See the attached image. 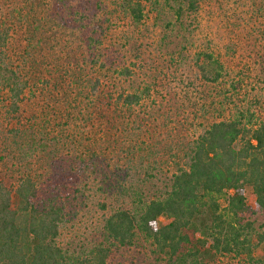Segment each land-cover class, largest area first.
<instances>
[{
  "label": "trees",
  "instance_id": "obj_1",
  "mask_svg": "<svg viewBox=\"0 0 264 264\" xmlns=\"http://www.w3.org/2000/svg\"><path fill=\"white\" fill-rule=\"evenodd\" d=\"M31 1H23L17 12L29 26L33 49L52 46L55 36L48 30L65 33L57 28H65L66 15L81 24L92 19L77 11L75 0ZM122 1L133 21L142 22V2ZM184 1L194 12L201 2ZM262 2L256 5L264 12ZM41 5L49 6L44 14ZM184 8L176 9L179 17ZM13 17L0 6V104L7 127L0 145L8 152L29 140L33 154L42 156L38 170L21 164L25 169L10 178L0 164V264H109L119 249L146 243L163 264H264V228L252 219L264 213V102L249 98L244 88L249 74L231 76L225 61L208 51H176L159 63H123L120 50L108 42L109 29L97 24L79 36L88 49L100 38L107 43L95 47L89 70L71 62L65 73L46 77L39 71L49 55L43 63L31 58L29 66L25 58L26 64L15 66L3 49ZM262 29L261 45L253 50L262 60L260 82ZM186 68L212 92L195 99L173 95L165 83ZM122 77L129 87L118 86ZM115 156L117 163L111 164ZM5 157L0 155L2 161ZM82 175L83 181L94 175L93 183L115 205L100 202L103 210L110 209L101 239L75 251L60 242L69 198L64 192Z\"/></svg>",
  "mask_w": 264,
  "mask_h": 264
},
{
  "label": "rangeland",
  "instance_id": "obj_2",
  "mask_svg": "<svg viewBox=\"0 0 264 264\" xmlns=\"http://www.w3.org/2000/svg\"><path fill=\"white\" fill-rule=\"evenodd\" d=\"M23 1L32 2L31 0H0L3 13H8L11 16L14 14L12 19L14 26L11 28L8 43L3 49L15 66L26 64L23 62L25 58L29 61V66L33 60L31 58H36L39 63H43L45 55H49L48 67L44 65L39 71H43L40 74L46 77H50V75L57 77L60 73H65L66 65L71 62H73V66L79 63L81 69L86 72L94 64L96 57L93 50L95 51V47L101 48L107 43H103L100 38L101 43L95 42V47L89 46L90 50L87 43L81 41L80 32H85L88 29L95 30L96 25L100 24L103 30L109 29L108 42L111 40L112 46H116L120 50V58L123 63L131 61L137 64L145 61H147L146 63L151 61L159 63L164 57L168 58L169 53H176V51L183 53L186 51L192 53L197 51L214 52L230 67L228 71L231 76L243 72L249 74L244 85L245 90L249 93V98L258 96L264 102V81L260 82L261 77L258 73L262 60L253 52L259 47V44L261 45L259 41L263 40L264 12L257 10L256 5V3L263 4L262 0H252L251 2L245 0L247 3L244 0H200L199 8L195 12L186 8L184 0H139L145 8V16L140 23H135L130 13L124 11L122 6L124 1L122 0H75L77 11L82 15L92 17L90 23H87L89 19H85V22L81 24L75 20V16L65 14L67 17L65 28H57L65 33L63 35L61 33L54 34L53 29L48 30V34L55 37L50 39L52 46L48 43L43 45V49L29 47L33 43L31 33L28 32L29 26L17 12L18 6H23ZM41 1L43 4L50 3V0H39L38 2ZM180 4L184 5L185 11L179 17L176 9ZM40 8L41 13L44 14L49 6L41 5ZM49 10L57 13V8L55 10L51 7ZM94 15L96 16L94 17ZM256 43L257 45H255ZM45 46L47 50H45ZM30 52L33 57L28 56ZM106 56L107 53L105 56L101 55V61L105 60L103 57ZM57 68H60V71ZM174 69L175 67H172L173 71ZM175 73L166 83L164 82L174 90L173 95L180 97L186 93L195 99L207 91L212 92L209 85L198 80L196 71L192 72L186 68L182 72L178 70ZM143 79L142 75L141 79L134 83V87H140ZM124 85L129 87L122 77L118 86L124 87ZM184 102L187 103V100ZM23 107L29 109L27 105H23ZM261 107L264 108V104ZM5 109L0 104V132L7 129L4 119L6 118ZM29 143V140H26L25 143L21 141V149H17L18 145H14L9 148L8 152L5 151V145H0V155L7 154L4 162L0 159V164L6 172V175L4 173L6 178H10L11 174L17 176L19 171L25 169L26 164L27 168L38 170L41 165L39 159L42 152L33 154L34 149ZM37 151L40 149L38 148ZM26 152H30L31 156H25ZM116 161L117 157L115 156V160L111 164L117 163ZM21 164L24 167H19ZM68 164L66 163V166ZM119 165L122 163L120 162ZM93 178L94 175H92V180ZM41 180H45V177ZM92 180L85 179L83 181L82 175L77 185L70 183L72 189L64 192L69 195V198L68 201L65 200L67 218L61 226L60 242L71 250L81 251L90 247L95 242L94 239H101V226L104 218L110 213V209L103 210L99 204L106 200L112 206L115 205L111 197L105 195L104 191L100 190ZM76 186L84 193L75 190ZM247 196L251 202L254 201L251 188H248ZM252 219H254L257 228H264V213L254 215ZM151 250L152 247L148 243L138 249L122 248L112 255L109 264H163L160 257L154 255Z\"/></svg>",
  "mask_w": 264,
  "mask_h": 264
}]
</instances>
